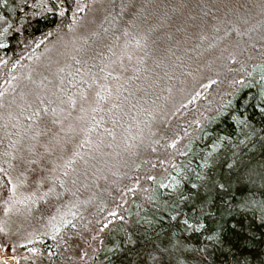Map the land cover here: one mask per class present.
<instances>
[{
    "label": "rangeland",
    "instance_id": "1",
    "mask_svg": "<svg viewBox=\"0 0 264 264\" xmlns=\"http://www.w3.org/2000/svg\"><path fill=\"white\" fill-rule=\"evenodd\" d=\"M92 1L0 92V169L11 182L5 222L29 240L53 232L57 237L72 221L61 241L69 239L66 250L76 264L100 249L111 223L95 228L93 201L112 185L130 190L140 184L136 171L132 180V168L153 153L150 143L163 121L199 92L210 75L207 62L235 49L236 31L245 30L264 4L151 0L107 46L100 28L111 14L109 0ZM22 256L0 232L3 264H21Z\"/></svg>",
    "mask_w": 264,
    "mask_h": 264
},
{
    "label": "trees",
    "instance_id": "2",
    "mask_svg": "<svg viewBox=\"0 0 264 264\" xmlns=\"http://www.w3.org/2000/svg\"><path fill=\"white\" fill-rule=\"evenodd\" d=\"M150 2L109 0L103 44L110 46L123 34L122 23L128 28L138 6ZM93 3L0 0V92ZM254 21L236 31L235 49L207 62L210 75L199 92L163 121L150 143L153 153L132 168L140 184L112 185L93 201L95 228L111 223L100 249L82 264H264V4ZM238 59L241 64L232 63ZM1 169L0 232L23 253L21 264H76L66 250L69 239L61 241L72 221L57 237L29 240L5 222L11 182Z\"/></svg>",
    "mask_w": 264,
    "mask_h": 264
}]
</instances>
